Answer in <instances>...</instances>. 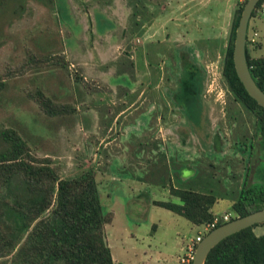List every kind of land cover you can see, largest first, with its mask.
I'll return each mask as SVG.
<instances>
[{
    "label": "rangeland",
    "instance_id": "374dc122",
    "mask_svg": "<svg viewBox=\"0 0 264 264\" xmlns=\"http://www.w3.org/2000/svg\"><path fill=\"white\" fill-rule=\"evenodd\" d=\"M49 1L0 0L3 3L0 9V131L8 128L17 129L28 142L33 154L39 159H51L52 166L58 169L63 179L77 178L84 172L92 171L96 176L105 212H112L115 215L113 224L107 228L108 234L113 235L129 228L133 232L147 236L149 232H153V226L163 227L174 219H181L173 212L155 205V202L160 201L181 204L179 199L170 195L169 187H166L170 183L164 176L156 185L148 184L152 186H142L141 183L133 182L135 188L132 190L130 180L127 177L120 178L121 167L115 159H112L105 168L99 169L100 159H105V156L101 155L103 148L99 145L89 147L88 136L83 138L77 132L79 126H85L89 122L81 113L91 107L87 100L88 94L99 91L101 87L99 81L95 80L99 76L89 77V71L84 72L73 62L71 53L67 52L76 47L77 41L83 38L81 24H78L71 11L64 7L65 2H56L55 7L50 8ZM127 1L133 10L127 27L133 29V32L139 31L140 34L145 21L149 22L152 16L148 12L150 7L155 6L158 19L152 30L165 34V37L159 36L154 39L153 46L171 50V54L174 55L177 53L175 42L180 35L184 37L187 45L203 50L200 66L205 70L206 85L203 99L207 109L206 113L198 118L197 130L203 143L200 149L202 177L209 190L201 192L216 197L218 199L216 206L238 201L242 191V177L245 178L243 189L264 184L261 173L263 168L258 165V169L254 170L259 157L253 156L254 158L249 161L244 160L241 152L234 147L249 145L251 142L249 138H252L256 147H259L256 118L234 100L222 75L224 51L230 38L232 23L239 4L244 0ZM158 6L167 10H162L164 11L162 13L158 11ZM90 12L92 18L94 19L96 15L101 23L100 12ZM124 15L125 13L121 17L113 13L105 14L103 20H106L108 25L98 28L116 29L117 23L123 25L117 18L123 20ZM148 26L145 25L144 28ZM254 33H257V41L255 44L249 43L250 54L255 58H264V4L250 20L249 37L252 38ZM40 58H48L47 65L39 66L35 62ZM63 62L67 67L57 65ZM171 63L175 66L173 59L166 62L169 65ZM153 67L157 68L156 64ZM175 68L174 73L176 72L177 76L175 78L172 75L171 78H174L171 80L166 67L159 71L163 76L162 90L168 81L173 88L178 84L183 65L178 64ZM101 69L102 78L105 80L108 72L113 69L111 71L116 76L111 77V82L114 84L128 78L117 75L120 72L118 61L113 60ZM131 79H134L133 73ZM37 91H43L61 105H70L75 112L65 116H48L33 98ZM101 94L100 92L99 95ZM95 107L99 113L103 112L99 103ZM161 118L160 125L163 123V117ZM112 120L113 116L100 124L105 127L113 122ZM113 134L114 132L110 133ZM218 135L229 143V146L225 147V151L220 150L221 154L217 155L211 153L209 148L212 143L213 145L216 143ZM259 156L264 158L262 153ZM179 185L182 189L189 187V184ZM13 201L14 197L8 189L0 190L1 203L11 204ZM230 210L233 213V209ZM225 214L229 213L222 215ZM7 221L11 224V217ZM197 229L199 232L195 229L189 235L187 245L201 233L203 225ZM254 232L259 236L263 235L264 225L256 227ZM17 235L19 237V233ZM112 244L113 252L118 256L114 241ZM14 253H11L6 244L0 242V264H19L13 259ZM150 254L159 256L160 251L153 249ZM126 256H122L123 259H120L121 263L118 264H125Z\"/></svg>",
    "mask_w": 264,
    "mask_h": 264
},
{
    "label": "crops",
    "instance_id": "0c3cea01",
    "mask_svg": "<svg viewBox=\"0 0 264 264\" xmlns=\"http://www.w3.org/2000/svg\"><path fill=\"white\" fill-rule=\"evenodd\" d=\"M56 2H65L64 7L71 11L75 21L82 26L83 38L77 41L73 49H66L67 52L71 53L73 62L84 72L89 71V77L99 76H95L97 77L95 80L99 81L101 89L88 94L87 100L91 107L81 113L89 122L77 128V132L83 138L87 135L88 140L90 139L89 147L99 145L103 148L101 155L102 157L104 155L105 159H100L99 169L105 168L112 159H115L121 167L120 178L127 177L132 190L135 188L133 182L141 183L142 186L149 183L156 185L164 176L170 183L166 186L169 187L170 195L179 200L180 198L173 195V190H190L199 194H204L201 191H208L200 164L202 155L200 149L203 143L197 130L198 118L206 113L207 109L204 94L202 95V92L198 94V90L193 96L184 98L181 84L183 70L192 65H200L203 50L187 45L184 37L180 35L175 42L177 53L174 55L171 54V50L153 46L154 39L159 36L165 37V34L152 30L158 19L153 5L148 11L152 16L149 22L145 21L144 24L149 26L146 28L143 26L140 34L139 31L133 32V29L127 27L133 11L127 0H83L82 3L79 0H50L48 2L51 4L50 8L55 7ZM162 10L166 11L167 8L158 6V11L164 13ZM90 11L100 12L101 23L96 15L94 19L92 18ZM111 13L120 17L125 13L123 20L116 17L123 25L117 23L116 29H99L98 26L104 28L108 25V22L103 20V15ZM169 59H173L176 67L178 64L183 65V70L175 88L168 81L162 90L163 76L159 71L166 67L169 80L174 78H171L172 75L175 78L177 76V73H174L175 66H172V63L166 64ZM113 60L120 63V72L117 75L127 76L125 81L122 79L121 82L112 83L111 77L116 76L111 71L113 69L108 72L107 80L102 78L101 68ZM154 64L157 68L153 67ZM131 73L134 79H131ZM192 80L197 79L195 77ZM205 85L206 78L203 88L199 87L203 89V93ZM97 103L103 112L96 111ZM111 116L113 122L105 127L100 124L105 123ZM111 132L114 134L110 135ZM227 146L229 143L226 141L220 144L216 140L214 145L213 143L210 145L209 150L218 155L221 154L220 150L225 151ZM234 147L248 160L249 146ZM210 166L212 167V164ZM243 178L242 189L245 180ZM182 183L189 184V187L182 189L179 185ZM236 202L231 201L223 206H216V202L211 208V213L216 216L231 213L230 208L233 209ZM112 214L114 222L115 215ZM179 218L181 219H174L163 227L153 226V232H149L147 236L133 232L129 228L111 235L108 234L107 228L113 222L107 225V241L115 264L121 263L120 259L125 255H127L124 258L125 264H177V259L185 252L189 235L195 229L198 231V226L181 216ZM150 240L152 242H149ZM113 241L118 256L113 252ZM153 249H158L160 255L150 254Z\"/></svg>",
    "mask_w": 264,
    "mask_h": 264
},
{
    "label": "trees",
    "instance_id": "16d2710c",
    "mask_svg": "<svg viewBox=\"0 0 264 264\" xmlns=\"http://www.w3.org/2000/svg\"><path fill=\"white\" fill-rule=\"evenodd\" d=\"M245 3H240L235 13L224 51L222 75L234 100L252 113L257 121L259 147L253 144L252 138H249V145H243L249 146V161L253 156L264 155V108L247 93L233 59L236 29ZM263 4L264 0H261L252 18ZM2 7L0 2V9ZM246 53L252 77L264 92V58L252 57L249 44ZM48 60L40 58L32 61L45 66ZM57 65L67 67L64 62ZM187 76L182 78L184 98L198 91L193 82L184 88ZM33 98L50 117L75 112L70 105L54 102L43 91H37ZM4 188L8 189L14 201L11 204L0 202V242L6 244L11 253L15 252L13 259L19 264H115L106 232L114 217L104 211L92 171L84 172L77 178L63 179L58 169L52 166L51 159L37 158L20 132L8 128L0 131V190ZM172 193L180 198L181 204L155 202V205L198 227L211 222L216 216L211 213L217 202L214 196L190 190H173ZM261 209H264V184L244 188L233 205L232 220ZM9 217L11 224L7 221ZM262 225L264 223L223 240L211 251L206 264H264V234L259 236L254 232Z\"/></svg>",
    "mask_w": 264,
    "mask_h": 264
},
{
    "label": "water",
    "instance_id": "95a60500",
    "mask_svg": "<svg viewBox=\"0 0 264 264\" xmlns=\"http://www.w3.org/2000/svg\"><path fill=\"white\" fill-rule=\"evenodd\" d=\"M260 1L261 0H247L245 3L239 25L236 29L233 59L237 75L243 83L247 93L264 108V92L258 87L252 77L246 53L249 23ZM263 223L264 209H261L245 217L233 219L229 223L216 228L206 235L203 241L198 245L194 264H206L211 251L223 240L245 229Z\"/></svg>",
    "mask_w": 264,
    "mask_h": 264
},
{
    "label": "built area",
    "instance_id": "2783aa9c",
    "mask_svg": "<svg viewBox=\"0 0 264 264\" xmlns=\"http://www.w3.org/2000/svg\"><path fill=\"white\" fill-rule=\"evenodd\" d=\"M245 1L247 0H244V2ZM251 37L252 38H247V43L255 44L257 41V33H254ZM232 218V213L225 215H217L211 222L203 225L201 233H199V235L194 240H191L189 242L184 254L178 258L177 264H194L197 247L203 241L206 235L218 228L220 224L229 223L230 221H232Z\"/></svg>",
    "mask_w": 264,
    "mask_h": 264
},
{
    "label": "flooded vegetation",
    "instance_id": "af4514ba",
    "mask_svg": "<svg viewBox=\"0 0 264 264\" xmlns=\"http://www.w3.org/2000/svg\"><path fill=\"white\" fill-rule=\"evenodd\" d=\"M248 37H249V35H248ZM247 44H249V43H247ZM249 50H250V48H249ZM188 74V76H187V78H186V81H184V88H186L187 87V84L188 83H194L195 85H196V88H198V90H199V93L198 94H201V92H202V95H203V82H204V80H205V70L200 66V65H192V66H189L187 69H184L183 70V74H182V77L184 76V75H187ZM192 74H193V78H192ZM194 75H195V77H196V79L197 80H195V81H193L192 79H194L195 77H194ZM181 84H182V86H183V82H182V80H181ZM202 86V88H199V87H201ZM220 144H222V143H224V141L220 138V137H217V139H216ZM262 156H260L259 157V159H258V161H257V164H256V166H255V168H254V170L256 171L258 168V165L261 167V169L263 168V170L261 171V173H263V178H264V158H261ZM254 172V171H253ZM257 185V184H256ZM263 185V184H262ZM261 185V186H262ZM258 186H260L259 184H258Z\"/></svg>",
    "mask_w": 264,
    "mask_h": 264
}]
</instances>
